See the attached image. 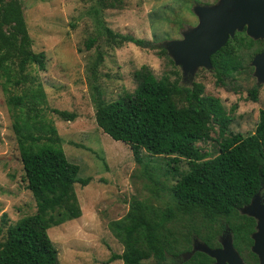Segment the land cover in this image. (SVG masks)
<instances>
[{"label": "trees", "instance_id": "trees-1", "mask_svg": "<svg viewBox=\"0 0 264 264\" xmlns=\"http://www.w3.org/2000/svg\"><path fill=\"white\" fill-rule=\"evenodd\" d=\"M99 1L114 6V0ZM105 31L117 46L130 42L156 50L158 56L173 63L162 45L107 27ZM93 42L88 40L86 47ZM253 44L236 32L211 56L218 82L244 67L238 50ZM31 45L20 1L0 0V76L4 90L10 92L8 103L15 108L13 128L24 179L36 202L33 214L7 225L0 237V264H58L48 229L81 215L73 185L85 186L91 180L79 176V165L68 160L56 127L44 117L45 92L30 69H44L46 57ZM134 76L137 85L132 92L111 101L96 99L95 123L114 140L127 143L138 163L143 160L142 151L167 158L173 170L174 163L184 158L188 169L169 187L176 210L187 216L199 215L209 223V231L201 235L208 246H218L216 238L227 230L235 249L250 257L254 222L238 211L254 194H264V109L259 111L252 133H232L228 130L232 116L218 97L204 94L201 82L181 85L167 74L156 77L146 65L134 71ZM257 89L248 90L254 101ZM52 111L63 120L76 117L67 110ZM212 132L218 136V154L210 158L197 142L210 139ZM172 216L169 208L158 210L132 199L127 213L109 223L123 245V251L113 253L110 260L121 259L122 264H212L213 258L199 251L181 258V252L190 251L193 233L177 238L167 225Z\"/></svg>", "mask_w": 264, "mask_h": 264}, {"label": "rangeland", "instance_id": "rangeland-1", "mask_svg": "<svg viewBox=\"0 0 264 264\" xmlns=\"http://www.w3.org/2000/svg\"><path fill=\"white\" fill-rule=\"evenodd\" d=\"M19 1L31 48L44 52L46 57L44 69L36 66L30 69L45 92L44 117L56 127L68 160L79 165V176L91 178L85 186L73 185L81 215L48 229L58 264H122L121 259L110 260L113 253L123 251V245L109 223L127 213L132 199L145 201L158 210L171 209L174 216L167 225L174 235L184 239L193 233L190 255L202 252L195 247L199 244L221 248L225 237L233 243L231 233L226 230L216 238L220 247L208 246L201 235L209 231V223L199 215L187 216L176 210L169 187L188 169L186 160L181 158L174 163L176 170H173L167 165V158L142 151V162L135 161L127 143L114 140L95 123L96 99L111 101L132 92L137 85L134 71L146 65L156 77L167 74L181 85L201 82L204 94L218 97L232 116L228 130L250 134L259 111L264 109V80L255 75L252 63L262 47L256 39L264 38L255 39L246 30L236 31L255 45L238 50L244 67L220 83L212 67L184 71L180 64L158 56L156 50L130 42L113 44L105 31L107 27L113 32L132 34L165 48V44L182 40L198 24L195 6L215 4L218 0H114V6H104L99 0ZM90 39L94 42L87 48ZM3 80L0 76V237L7 225L36 211V202L24 179L13 128L15 108L8 103L10 92L4 90ZM254 86L258 88L256 101L248 95ZM52 109L74 112L76 117L72 121L63 120ZM217 138V133L212 132L210 139L197 142L201 152L210 158L216 156ZM263 207L264 194H261L255 208L258 211ZM255 208L248 213L256 212ZM238 213L255 218L240 210ZM255 220L257 224L258 219ZM252 244L250 257L245 251L238 252L243 264L260 263Z\"/></svg>", "mask_w": 264, "mask_h": 264}, {"label": "water", "instance_id": "water-1", "mask_svg": "<svg viewBox=\"0 0 264 264\" xmlns=\"http://www.w3.org/2000/svg\"><path fill=\"white\" fill-rule=\"evenodd\" d=\"M198 24L184 35L180 41H172L165 49L175 64H180L184 71L193 72L198 67L211 68V56L217 52L236 31L245 28L253 38H264V0H218L215 4L194 7ZM255 75L264 80V48L253 58ZM254 194L250 202L240 208L244 214L255 208L259 196ZM249 214L257 218L255 231L252 232V250L264 264V207ZM196 249L214 258L213 264H243L234 248L232 240L227 237L221 248H209L205 244ZM190 251L182 253L185 259Z\"/></svg>", "mask_w": 264, "mask_h": 264}, {"label": "flooded vegetation", "instance_id": "flooded-vegetation-1", "mask_svg": "<svg viewBox=\"0 0 264 264\" xmlns=\"http://www.w3.org/2000/svg\"><path fill=\"white\" fill-rule=\"evenodd\" d=\"M245 30V28L243 29V31ZM245 32V31H244ZM256 40H258L259 41V43H262V47L259 49V51H261L262 50V48L264 47V39H256ZM253 45H255V43L253 44ZM253 45L251 46V47H253ZM250 47V48H251ZM258 49V46L255 48V51ZM256 52H258V51H256ZM252 219H253V222H254V225H253V230H252V232L254 231V229H255V224H256V220H255V218H253V217H251ZM229 232V231H228ZM252 232H251V234H252ZM251 234H250V237H251ZM251 240H252V238H251ZM253 241V240H252ZM252 244V243H251ZM251 244H250V246H251ZM215 247H220V244H219V246H215ZM250 248V247H249Z\"/></svg>", "mask_w": 264, "mask_h": 264}]
</instances>
